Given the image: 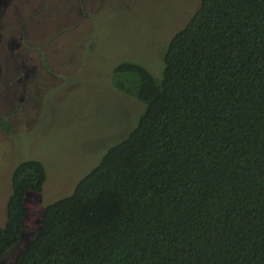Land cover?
<instances>
[{
	"label": "trees",
	"instance_id": "trees-1",
	"mask_svg": "<svg viewBox=\"0 0 264 264\" xmlns=\"http://www.w3.org/2000/svg\"><path fill=\"white\" fill-rule=\"evenodd\" d=\"M163 64L114 69L145 104L137 127L7 263L47 179L39 161L16 167L0 264H264V0H201Z\"/></svg>",
	"mask_w": 264,
	"mask_h": 264
},
{
	"label": "rangeland",
	"instance_id": "rangeland-1",
	"mask_svg": "<svg viewBox=\"0 0 264 264\" xmlns=\"http://www.w3.org/2000/svg\"><path fill=\"white\" fill-rule=\"evenodd\" d=\"M201 0H0V227L16 167L41 162L42 192H28L12 263L41 232L46 207L73 195L110 148L137 127L145 104L117 89L123 62L161 78L170 40Z\"/></svg>",
	"mask_w": 264,
	"mask_h": 264
}]
</instances>
